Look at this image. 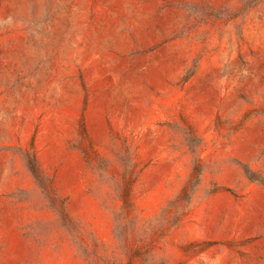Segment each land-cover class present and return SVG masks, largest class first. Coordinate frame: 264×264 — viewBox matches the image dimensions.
I'll return each instance as SVG.
<instances>
[{
  "label": "rangeland",
  "instance_id": "374dc122",
  "mask_svg": "<svg viewBox=\"0 0 264 264\" xmlns=\"http://www.w3.org/2000/svg\"><path fill=\"white\" fill-rule=\"evenodd\" d=\"M0 264H264V0H0Z\"/></svg>",
  "mask_w": 264,
  "mask_h": 264
},
{
  "label": "trees",
  "instance_id": "16d2710c",
  "mask_svg": "<svg viewBox=\"0 0 264 264\" xmlns=\"http://www.w3.org/2000/svg\"><path fill=\"white\" fill-rule=\"evenodd\" d=\"M28 170L30 171V173L35 177L37 178L39 176V170H38V167L36 165V162H35V159H34V156L31 155V158L29 160V163H28Z\"/></svg>",
  "mask_w": 264,
  "mask_h": 264
}]
</instances>
